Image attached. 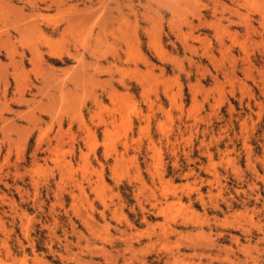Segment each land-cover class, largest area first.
Masks as SVG:
<instances>
[{
	"label": "rangeland",
	"instance_id": "rangeland-1",
	"mask_svg": "<svg viewBox=\"0 0 264 264\" xmlns=\"http://www.w3.org/2000/svg\"><path fill=\"white\" fill-rule=\"evenodd\" d=\"M0 264H264V0H0Z\"/></svg>",
	"mask_w": 264,
	"mask_h": 264
},
{
	"label": "bare ground",
	"instance_id": "bare-ground-1",
	"mask_svg": "<svg viewBox=\"0 0 264 264\" xmlns=\"http://www.w3.org/2000/svg\"><path fill=\"white\" fill-rule=\"evenodd\" d=\"M81 65V64H80ZM141 79V78H140Z\"/></svg>",
	"mask_w": 264,
	"mask_h": 264
}]
</instances>
